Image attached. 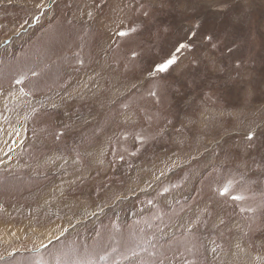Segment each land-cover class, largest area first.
Returning a JSON list of instances; mask_svg holds the SVG:
<instances>
[{
	"label": "rangeland",
	"instance_id": "374dc122",
	"mask_svg": "<svg viewBox=\"0 0 264 264\" xmlns=\"http://www.w3.org/2000/svg\"><path fill=\"white\" fill-rule=\"evenodd\" d=\"M0 264H264V0H0Z\"/></svg>",
	"mask_w": 264,
	"mask_h": 264
},
{
	"label": "snow or ice",
	"instance_id": "6c2138e0",
	"mask_svg": "<svg viewBox=\"0 0 264 264\" xmlns=\"http://www.w3.org/2000/svg\"><path fill=\"white\" fill-rule=\"evenodd\" d=\"M120 35H125V33H123V32H121V33H119ZM209 39H211V37H209ZM181 47H185V45H181ZM174 62V59H170V60H168L167 61V63L166 64H164V65H162L161 66V68H160V70L161 71H163L165 68H167V66L169 65V64H172ZM221 194L222 195H226L227 194V188H224L223 190H222V192H221ZM234 199H241V197H233Z\"/></svg>",
	"mask_w": 264,
	"mask_h": 264
}]
</instances>
